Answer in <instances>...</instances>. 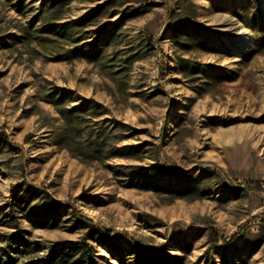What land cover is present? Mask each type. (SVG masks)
Here are the masks:
<instances>
[{
  "label": "rangeland",
  "instance_id": "rangeland-1",
  "mask_svg": "<svg viewBox=\"0 0 264 264\" xmlns=\"http://www.w3.org/2000/svg\"><path fill=\"white\" fill-rule=\"evenodd\" d=\"M68 240L264 264V0H0V264Z\"/></svg>",
  "mask_w": 264,
  "mask_h": 264
},
{
  "label": "trees",
  "instance_id": "trees-1",
  "mask_svg": "<svg viewBox=\"0 0 264 264\" xmlns=\"http://www.w3.org/2000/svg\"><path fill=\"white\" fill-rule=\"evenodd\" d=\"M15 200V202L17 203L19 198L16 196ZM43 209L45 210L44 212H46V215H49L50 220H52V222H55L57 218L56 214L61 209V203L51 197L48 193H46ZM61 244L65 246L67 250L73 255L80 253L81 257H83V259L88 262V264H98L97 260L94 257L95 249L92 245L87 243V241L68 240ZM132 247L139 257H141L142 259H148L150 261V264H155L158 261H162L165 259L164 257H158L155 251L147 249L136 243L132 242ZM136 263L140 264V261H137Z\"/></svg>",
  "mask_w": 264,
  "mask_h": 264
}]
</instances>
